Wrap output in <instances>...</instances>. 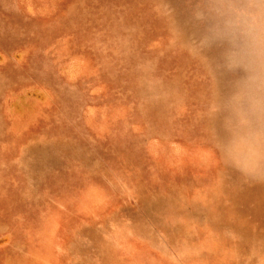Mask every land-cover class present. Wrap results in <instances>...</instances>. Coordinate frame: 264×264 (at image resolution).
<instances>
[{"label":"rangeland","instance_id":"374dc122","mask_svg":"<svg viewBox=\"0 0 264 264\" xmlns=\"http://www.w3.org/2000/svg\"><path fill=\"white\" fill-rule=\"evenodd\" d=\"M248 3L0 0V264H264Z\"/></svg>","mask_w":264,"mask_h":264},{"label":"clouds","instance_id":"9594fccd","mask_svg":"<svg viewBox=\"0 0 264 264\" xmlns=\"http://www.w3.org/2000/svg\"><path fill=\"white\" fill-rule=\"evenodd\" d=\"M229 12L232 19L226 23L218 37L229 46L226 52L229 66L243 60L245 53H250L264 63V0L229 6ZM240 98L237 96L235 99L238 101ZM253 115L264 122V102L256 103ZM246 144L245 140L238 138L235 148Z\"/></svg>","mask_w":264,"mask_h":264}]
</instances>
